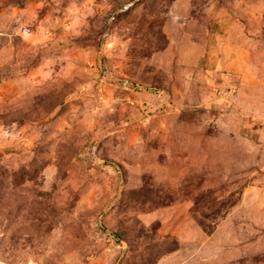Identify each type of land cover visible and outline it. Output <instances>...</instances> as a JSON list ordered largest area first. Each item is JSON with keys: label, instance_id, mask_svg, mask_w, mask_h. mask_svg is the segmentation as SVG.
<instances>
[{"label": "rangeland", "instance_id": "rangeland-1", "mask_svg": "<svg viewBox=\"0 0 264 264\" xmlns=\"http://www.w3.org/2000/svg\"><path fill=\"white\" fill-rule=\"evenodd\" d=\"M0 264H264V0H0Z\"/></svg>", "mask_w": 264, "mask_h": 264}]
</instances>
